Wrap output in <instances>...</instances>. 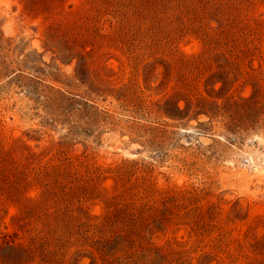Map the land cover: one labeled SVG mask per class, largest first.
<instances>
[{
    "label": "rangeland",
    "instance_id": "rangeland-1",
    "mask_svg": "<svg viewBox=\"0 0 264 264\" xmlns=\"http://www.w3.org/2000/svg\"><path fill=\"white\" fill-rule=\"evenodd\" d=\"M0 264H264V0H0Z\"/></svg>",
    "mask_w": 264,
    "mask_h": 264
}]
</instances>
